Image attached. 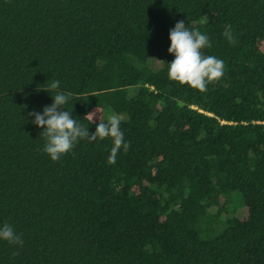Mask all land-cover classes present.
<instances>
[{
	"label": "trees",
	"instance_id": "trees-1",
	"mask_svg": "<svg viewBox=\"0 0 264 264\" xmlns=\"http://www.w3.org/2000/svg\"><path fill=\"white\" fill-rule=\"evenodd\" d=\"M180 20L224 62L206 91L167 76ZM50 80L90 135L119 114L128 150L52 161L29 116ZM0 223L22 240L0 264H264V0H0Z\"/></svg>",
	"mask_w": 264,
	"mask_h": 264
},
{
	"label": "clouds",
	"instance_id": "clouds-1",
	"mask_svg": "<svg viewBox=\"0 0 264 264\" xmlns=\"http://www.w3.org/2000/svg\"><path fill=\"white\" fill-rule=\"evenodd\" d=\"M225 36L231 41L230 32L226 31ZM169 40L168 53L174 56L171 63L166 62L169 80L203 92L207 90L209 83L224 75L223 60L213 55H204L201 51L210 46L208 36L199 30L189 28L184 20L176 22L169 31ZM46 91L50 93L52 103L45 106L42 111L33 110L29 116L34 118L31 122L37 128L43 129L40 134L45 140L43 151L52 161L60 160L82 139L89 141L110 139L112 143L110 161L115 160L121 149L128 150L129 144L124 139L119 114L113 113L106 120L101 118L97 109L87 114L85 117L91 120V123L99 119L95 132L90 135L89 128L80 124L79 119L72 116L73 111L66 108L72 100V94L61 89L60 81L50 80ZM0 242L22 244L20 236L9 223H0Z\"/></svg>",
	"mask_w": 264,
	"mask_h": 264
},
{
	"label": "rangeland",
	"instance_id": "rangeland-1",
	"mask_svg": "<svg viewBox=\"0 0 264 264\" xmlns=\"http://www.w3.org/2000/svg\"><path fill=\"white\" fill-rule=\"evenodd\" d=\"M130 95H134L135 93V89H130ZM107 113V114H106ZM112 113H109V112H104L103 114V119H107V117L109 115H111ZM232 197H233V200L232 202L229 204V210H233V211H241V209L244 207V204H243V201H242V196L240 195V193H233L232 194ZM239 214V213H237ZM214 235V232H209V233H205L203 234L202 236L205 237V238H209V237H212Z\"/></svg>",
	"mask_w": 264,
	"mask_h": 264
}]
</instances>
